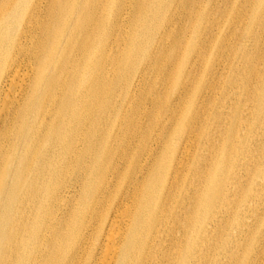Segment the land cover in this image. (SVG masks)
<instances>
[{"label": "bare ground", "instance_id": "1", "mask_svg": "<svg viewBox=\"0 0 264 264\" xmlns=\"http://www.w3.org/2000/svg\"><path fill=\"white\" fill-rule=\"evenodd\" d=\"M96 9V0H0V256L10 248L4 245L6 228L16 221L12 238L23 245L16 243L14 252L27 247L13 264H206L250 161L261 164L263 145L257 142L263 143L264 130L218 208L229 160L239 151L224 139L211 177L194 180L198 168L186 164L197 113L172 132L171 125L134 122L101 129L103 99L114 85L104 67L114 43L99 44L104 31L98 30ZM147 72L127 77L132 95ZM257 106L260 111L263 102ZM21 191L31 199L16 211ZM249 191L240 200L245 203L236 240L226 260L215 259L218 264H258L264 186ZM197 210L204 219L216 210L217 217L203 228L194 250Z\"/></svg>", "mask_w": 264, "mask_h": 264}, {"label": "rangeland", "instance_id": "2", "mask_svg": "<svg viewBox=\"0 0 264 264\" xmlns=\"http://www.w3.org/2000/svg\"><path fill=\"white\" fill-rule=\"evenodd\" d=\"M96 2L98 30L104 31L99 36V44L114 43L111 61L104 67L106 81L114 82V85H110L109 93L103 99L106 105L101 111L105 115L101 129L108 130L115 122L119 126L123 123V127L134 122L138 126L171 125L167 127L172 132L174 127H184L197 113L196 138L186 164L191 166V171L196 169L195 166L198 168L193 173L194 180L202 175L201 180L211 177L220 160L224 139L230 148L239 151L236 158L231 157L226 169L230 178L228 183L225 181L216 203L218 208L222 207L227 200L230 181L233 182L237 175V166L244 167L241 159L250 148L254 149L256 136L264 130V0ZM147 68L141 89L132 95L127 88V77H135ZM260 102L263 107L258 111ZM168 110L171 117L167 116ZM170 135V142L175 144L176 138ZM258 142V147L263 145L259 149L261 164L254 159L253 163L250 161L241 179L244 187L238 188L228 202L229 213L224 217L222 233L211 241L206 264L226 260L224 255L227 248L233 246L237 225L242 219L245 201L240 200H244V192L250 189V196L257 186H264V141ZM200 185L196 182V203L200 199ZM180 188L175 193L177 197L171 201L174 205L181 196ZM30 199L31 196L21 191L13 210L23 209ZM2 209L3 202L0 203V215ZM260 213L263 223L259 227L252 222L255 230L258 227L264 229V209ZM201 214L200 210L196 211L193 224L194 250L198 248L203 228L209 227V222L217 217L216 210L205 219ZM15 223L11 222L6 228L8 237L4 245L10 248L6 256H0V264H13L14 257L21 256V251L26 250L27 246L18 254L14 252L16 243L23 245L12 238ZM253 234L246 242L254 238ZM261 250L258 264H264V245Z\"/></svg>", "mask_w": 264, "mask_h": 264}]
</instances>
